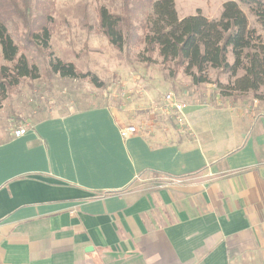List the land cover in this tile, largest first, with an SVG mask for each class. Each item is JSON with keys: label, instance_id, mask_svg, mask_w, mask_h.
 Wrapping results in <instances>:
<instances>
[{"label": "crops", "instance_id": "obj_1", "mask_svg": "<svg viewBox=\"0 0 264 264\" xmlns=\"http://www.w3.org/2000/svg\"><path fill=\"white\" fill-rule=\"evenodd\" d=\"M176 93L1 133L0 264H264V104Z\"/></svg>", "mask_w": 264, "mask_h": 264}, {"label": "rangeland", "instance_id": "obj_2", "mask_svg": "<svg viewBox=\"0 0 264 264\" xmlns=\"http://www.w3.org/2000/svg\"><path fill=\"white\" fill-rule=\"evenodd\" d=\"M36 1L32 4V16L48 9L53 19L50 23L51 55L43 54L38 47L25 45L22 40L25 28L20 20L16 19V25L13 21L8 23L20 53L26 54L31 63L38 66L40 77L24 78L11 90L0 109V134L15 131L25 126L27 121L34 122L46 116L65 115L109 103L114 101V98L116 103L122 104L124 98L121 96L129 94L148 97L152 104H162V109L163 99L165 100L168 93L173 92L176 98L180 99L176 93L179 89H195L203 99L208 98L207 101L212 104L224 105L233 100L249 102L253 99L264 104V100L256 98L251 92L249 96L232 92L226 86L233 79L228 73L210 69L211 81L195 85L182 68L176 67L173 62H163L157 52L154 53L153 60H144L143 56L148 54H140L144 52L143 43L122 50L112 46L107 37L97 31L98 8L106 5L111 11L119 13L120 0H38V4ZM46 1L47 8L43 3ZM174 1L180 17L194 14L200 9L209 18H218L223 3L227 0ZM19 3L21 4V0ZM243 9L251 25L258 27L255 16L247 7ZM141 17L144 15L141 14ZM51 59L74 63L79 72L96 75L102 86L94 84L89 76L73 78L59 74L48 75L47 62ZM2 64L9 63L4 60L0 46V65ZM146 121L143 122L144 127ZM131 125L139 128L136 124Z\"/></svg>", "mask_w": 264, "mask_h": 264}, {"label": "trees", "instance_id": "obj_3", "mask_svg": "<svg viewBox=\"0 0 264 264\" xmlns=\"http://www.w3.org/2000/svg\"><path fill=\"white\" fill-rule=\"evenodd\" d=\"M34 0H0V46L4 60L0 65V109L11 90L24 78L40 77L38 66L20 53L8 23L16 19L24 24L22 40L43 54L51 55L50 38L53 19L48 9L32 16ZM47 8V1L43 2ZM120 12L106 5L98 8L97 31L119 50L143 43V59L153 60L155 52L163 62L182 68L193 84L209 83V70L228 73L226 86L234 93H253L264 100V0H227L218 18H209L198 9L180 17L174 0H120ZM38 4V0L36 1ZM247 7L258 27L252 26ZM141 14L144 17H141ZM232 55L233 61H230ZM47 74L63 77H90L102 86L96 75L79 72L72 62L48 60Z\"/></svg>", "mask_w": 264, "mask_h": 264}, {"label": "built area", "instance_id": "obj_4", "mask_svg": "<svg viewBox=\"0 0 264 264\" xmlns=\"http://www.w3.org/2000/svg\"><path fill=\"white\" fill-rule=\"evenodd\" d=\"M166 103L164 105V109L171 113L178 124L186 123L185 109L187 104L184 101H181L175 97L173 92L168 93L165 96ZM259 100H256L258 102ZM27 128L24 126L19 127L14 131L16 136H22L26 133ZM138 131L137 127L134 125H128L124 128H121L122 137H128L131 134H134Z\"/></svg>", "mask_w": 264, "mask_h": 264}]
</instances>
